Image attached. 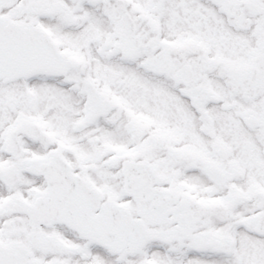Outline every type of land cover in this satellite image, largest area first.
<instances>
[{
  "label": "snow or ice",
  "instance_id": "snow-or-ice-1",
  "mask_svg": "<svg viewBox=\"0 0 264 264\" xmlns=\"http://www.w3.org/2000/svg\"><path fill=\"white\" fill-rule=\"evenodd\" d=\"M0 264H264V0H0Z\"/></svg>",
  "mask_w": 264,
  "mask_h": 264
}]
</instances>
